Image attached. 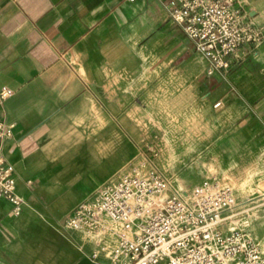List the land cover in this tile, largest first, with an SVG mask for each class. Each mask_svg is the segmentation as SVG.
<instances>
[{"label": "crops", "instance_id": "crops-1", "mask_svg": "<svg viewBox=\"0 0 264 264\" xmlns=\"http://www.w3.org/2000/svg\"><path fill=\"white\" fill-rule=\"evenodd\" d=\"M170 1L0 0L1 149L23 201L0 197V264H108L64 220L147 151L175 189L264 195V42L207 76ZM231 1L264 37V0Z\"/></svg>", "mask_w": 264, "mask_h": 264}, {"label": "built area", "instance_id": "built-area-1", "mask_svg": "<svg viewBox=\"0 0 264 264\" xmlns=\"http://www.w3.org/2000/svg\"><path fill=\"white\" fill-rule=\"evenodd\" d=\"M167 11L206 61L207 76L226 79L239 49H256L264 42L259 27L235 1L172 0ZM12 94L1 87L0 101ZM12 129L0 123V197L19 215L23 201L15 192V170L1 149ZM153 157L136 161L98 187L64 220L67 230L94 241L92 261L104 253L108 264H264L251 232L229 223L237 206L230 185L212 177L189 190L175 189L154 167Z\"/></svg>", "mask_w": 264, "mask_h": 264}, {"label": "rangeland", "instance_id": "rangeland-1", "mask_svg": "<svg viewBox=\"0 0 264 264\" xmlns=\"http://www.w3.org/2000/svg\"><path fill=\"white\" fill-rule=\"evenodd\" d=\"M144 154L146 156L153 153L147 151ZM242 189L244 188L235 192L236 203L241 201L242 203L237 204L235 207L234 211H238L239 214L236 215L234 221L236 225L251 232L252 237L259 243L260 249L264 254V195L251 192L252 194L244 197L246 192H243ZM259 192L262 191L259 190Z\"/></svg>", "mask_w": 264, "mask_h": 264}]
</instances>
